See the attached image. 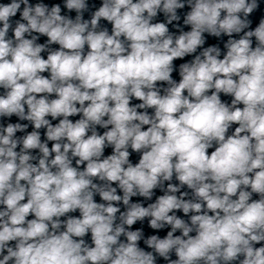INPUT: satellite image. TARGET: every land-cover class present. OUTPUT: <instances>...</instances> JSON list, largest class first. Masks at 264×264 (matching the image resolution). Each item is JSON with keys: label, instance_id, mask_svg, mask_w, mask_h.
<instances>
[{"label": "clouds", "instance_id": "obj_1", "mask_svg": "<svg viewBox=\"0 0 264 264\" xmlns=\"http://www.w3.org/2000/svg\"><path fill=\"white\" fill-rule=\"evenodd\" d=\"M0 264H264V0H0Z\"/></svg>", "mask_w": 264, "mask_h": 264}, {"label": "water", "instance_id": "obj_2", "mask_svg": "<svg viewBox=\"0 0 264 264\" xmlns=\"http://www.w3.org/2000/svg\"><path fill=\"white\" fill-rule=\"evenodd\" d=\"M33 2H35V0H33ZM44 2L45 3H53V2H61V0H44ZM96 3L97 4H99V0H96ZM259 13H257L256 15H255V17H254V24H253V27L255 26V24L256 23H258V20H259ZM161 19H162V17H161ZM102 23H107V22H102ZM108 27H109V29H110V25H108ZM187 30V29H186ZM225 39H227L226 37H225ZM44 40H46V37H42L41 38V42H43ZM214 43H217V41L214 39V38H209L208 39V44H214ZM207 46V45H206ZM53 47H57L58 48V45H53ZM221 47H223L222 46V44H221ZM42 55H44V57L46 58L47 57V54L46 53H42ZM192 57H186L185 58V60H189V59H191ZM182 62H185V61H182V60H176V61H174V64L175 65H179L180 63H182ZM44 75H49L48 73H44ZM173 78L174 79H176L177 81H179V79H180V77H179V75H178V72H174L173 73ZM52 98H55L54 96L52 97ZM134 103H138V101H133ZM151 111V110H150ZM80 117L79 116H75V117H70V119H72L73 120V122L76 120V119H79ZM49 119H50V117H49ZM16 120V118L15 117H13V121H15ZM58 122V120L57 121H54L53 123H57ZM32 130V128H31V126L29 127V129H28V131H31ZM105 129H100V128H98V131L102 134L103 133V131H104ZM42 132H43V130H42ZM18 135H21V134H18ZM42 139H43V135H42ZM49 146H51V142H49ZM111 151H112V149L111 148H107L106 150H105V155H109V154H111ZM130 159L132 160V162L133 163H136V162H138V159H139V156H138V154H135V153H133L132 154V156L130 157ZM160 194H162V193H160L159 192V190H157V195H160ZM96 200H97V202H100V198L97 196L96 198H95ZM140 199H142V198H139V197H134L133 198V202H136L137 200H140ZM155 199V197L153 198V200ZM146 203L147 202H145V206H146ZM74 215H78V213H75ZM178 215H182V213H178ZM31 218V217H30ZM134 228H139V227H142V225L138 222L136 225H134L133 226ZM143 227L145 228V232L146 233H149V232H151L152 230H150V229H148L147 228V221H145L144 222V225H143ZM166 231H167V229H165V230H162L159 234L161 235V236H163V235H166ZM89 239H90V237H89ZM141 245L143 246V244H142V242H141Z\"/></svg>", "mask_w": 264, "mask_h": 264}]
</instances>
